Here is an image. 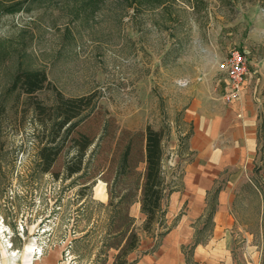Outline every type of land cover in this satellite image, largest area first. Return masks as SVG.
Listing matches in <instances>:
<instances>
[{"label":"rangeland","instance_id":"374dc122","mask_svg":"<svg viewBox=\"0 0 264 264\" xmlns=\"http://www.w3.org/2000/svg\"><path fill=\"white\" fill-rule=\"evenodd\" d=\"M233 49L264 93V0H0V264H113L117 255L104 246L112 210L98 197L107 185L86 192L79 176L42 171L55 120L37 107L55 109L59 94L94 95L120 130H163L164 174H175L186 114L217 93L219 65ZM29 72L48 79L33 96L14 88ZM249 187L256 202L260 181ZM135 204L141 245L130 264L162 240L147 236ZM212 232L213 221L198 222L197 241ZM232 235L235 264H264V221H236ZM190 247L187 264H197Z\"/></svg>","mask_w":264,"mask_h":264},{"label":"crops","instance_id":"0c3cea01","mask_svg":"<svg viewBox=\"0 0 264 264\" xmlns=\"http://www.w3.org/2000/svg\"><path fill=\"white\" fill-rule=\"evenodd\" d=\"M249 77L238 100L225 102L223 77L217 93H209L187 112L186 151L179 156V170L165 175L168 185L162 206L166 223L174 226L158 249L150 245L153 252L138 264H187L186 249L194 246L200 221H213V232L207 243L194 248V261L235 264L236 221H264V93ZM253 179L261 184L256 202L249 196ZM98 198L106 202L108 196ZM132 210L134 217L143 218L140 203Z\"/></svg>","mask_w":264,"mask_h":264},{"label":"trees","instance_id":"16d2710c","mask_svg":"<svg viewBox=\"0 0 264 264\" xmlns=\"http://www.w3.org/2000/svg\"><path fill=\"white\" fill-rule=\"evenodd\" d=\"M47 82L45 72L21 73L14 88L20 86L33 96ZM94 100V95L66 99L59 94L55 109L47 112L37 107L43 116L55 120L52 138L40 152L42 171L56 180L63 174L66 179L79 176L86 192L97 181L107 185V207L112 210V216L104 239L105 250L117 251L113 264H130L129 255L141 245L135 220L130 216L133 204L139 202L146 216L147 236L162 239L171 230L169 227L157 234L166 225L167 213L162 206L167 190L164 132L151 126L140 132L120 130L115 118ZM198 244L201 241L196 239L191 250Z\"/></svg>","mask_w":264,"mask_h":264},{"label":"built area","instance_id":"2783aa9c","mask_svg":"<svg viewBox=\"0 0 264 264\" xmlns=\"http://www.w3.org/2000/svg\"><path fill=\"white\" fill-rule=\"evenodd\" d=\"M219 70L227 80L224 93L225 102L231 103L238 100L249 75L247 57L242 51L233 49L220 63Z\"/></svg>","mask_w":264,"mask_h":264}]
</instances>
